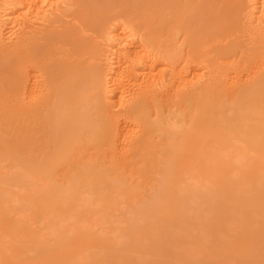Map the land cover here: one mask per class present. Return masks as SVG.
I'll list each match as a JSON object with an SVG mask.
<instances>
[{
  "label": "bare ground",
  "instance_id": "6f19581e",
  "mask_svg": "<svg viewBox=\"0 0 264 264\" xmlns=\"http://www.w3.org/2000/svg\"><path fill=\"white\" fill-rule=\"evenodd\" d=\"M70 1L62 17L57 0H0V264H172L128 259L159 256L145 241L166 233L173 252L201 251L195 264H264V27L243 28L245 0ZM117 17L143 38L112 27ZM96 35L118 45L105 68ZM119 165L147 186L160 176L159 204L138 209L155 232L144 223L99 246L70 224L45 238L83 203L109 217L115 182L100 171Z\"/></svg>",
  "mask_w": 264,
  "mask_h": 264
},
{
  "label": "rangeland",
  "instance_id": "374dc122",
  "mask_svg": "<svg viewBox=\"0 0 264 264\" xmlns=\"http://www.w3.org/2000/svg\"><path fill=\"white\" fill-rule=\"evenodd\" d=\"M66 0H62L61 2L63 3H65V5H64V3L62 4L61 2H60V0L58 1L57 0V2H59L60 3V6H59V3H57V2H55L56 4H54L53 3V5H52V7H51V11H53L52 13H51V11H50V9H49V6H48V13H49V11H50V13H51V16L53 15V14H55V15H57V16H62L61 15V13L63 14V12H64V16H65V14L67 13V11L69 12V11H71L72 9H74V4L73 3H71V1L70 0H67L66 2H65ZM68 1H70V2H68ZM247 0H245V4H244V7H243V11H242V13H243V15H242V21H244L243 22V25H245V26H243V28L245 29L246 28V30L250 27L249 25H254V26H252L251 25V27L248 29V30H250V31H253V30H255V28L257 27V28H261V26L262 27H264L263 25H264V18H263V16L264 15H262V14H260V13H262V12H260L259 13V11H261L260 9H262V5H263V1H261V5H255L251 0H248L247 2H246ZM250 1V2H249ZM263 2V3H262ZM71 3V4H70ZM254 4V6H255V8H253V5L252 4ZM55 5V6H54ZM74 5V6H73ZM251 5V6H250ZM54 6V7H53ZM57 6V7H56ZM257 6H259V7H257ZM261 6V7H260ZM61 8V10H60V8ZM63 7V8H62ZM249 7V8H248ZM250 7H251V10H250ZM53 8H56L55 10L53 9ZM247 8V9H246ZM258 8V9H257ZM260 8V9H259ZM255 11H254V10ZM257 9V10H256ZM57 10H58V12H57ZM67 10V11H66ZM248 10H249V12H248ZM253 10V11H252ZM259 10V11H258ZM61 11V12H60ZM66 11V12H65ZM252 11V12H251ZM56 12V13H55ZM248 12V13H247ZM250 12L251 13H253V14H250ZM256 12H258V13H256V15H258L259 16V18H260V20L261 21H259V18H258V16H256L255 15V13ZM58 13V14H57ZM246 13V14H245ZM248 14V15H247ZM260 14V15H259ZM54 15V16H55ZM250 15V16H249ZM253 16V17H252ZM254 16H255V19H253L254 18ZM63 17V16H62ZM245 17V18H244ZM251 17V19L252 20H250L249 18ZM257 17V18H256ZM69 18V20H70V17H68ZM68 18H67V20H68ZM117 18H120V20L119 19H117ZM117 18H115L114 19V21L111 23L112 24V27H114V25L116 26V27H114V28H116V30L119 28V24H121L122 26H124L125 27V25H126V27H125V29H124V27L122 28L123 29V31L125 30V34L126 35H130L132 38H136V37H138L139 35H140V38L142 39L143 38V32H144V30H143V28L142 27H140V26H137V25H135V24H133V23H131V21H129L128 19H122L121 17H117ZM248 18V19H247ZM247 19V20H246ZM117 20H119V21H117ZM125 20V21H124ZM128 20V22H126ZM256 20V21H255ZM115 21H117V22H115ZM248 21H250V23L248 22ZM245 22L247 23V24H245ZM252 22H256V23H252ZM260 22V23H259ZM113 23H115V24H113ZM116 23H118V24H116ZM258 23V25H256ZM263 23V24H262ZM121 25H120V28H121ZM255 25H256V27H255ZM261 25V26H260ZM127 26H128V29L129 30H131V31H129V30H127L126 28H127ZM130 26V27H129ZM247 26V27H246ZM260 26V27H259ZM256 28V29H257ZM253 29V30H252ZM143 30V31H142ZM112 31H115V29H113L112 28ZM130 32L131 34H133V35H131L130 33H127V32ZM240 34H241V32H240ZM243 34V33H242ZM242 34L240 35V36H242ZM244 35V34H243ZM99 35H96V37H98ZM104 38H103V37ZM238 37V39L240 40V39H242L241 40V42L244 40V38L243 37H245V36H242V37ZM96 37H94V42L97 44V47H98V49H99V51H98V57H99V61L101 62V64H103V66H102V68H105L106 66L104 65V62L105 63H107L108 64V62H110V61H112L113 59H111V60H108L107 58L111 55V54H113V53H115L116 51H114V50H117L116 49V47H115V49H114V46H118V45H115V41H113V40H111V39H109L108 40V38H107V36H105V35H100L98 38H99V41H100V44H98V38H96ZM101 37H102V39H101ZM97 39V40H96ZM102 41H101V40ZM103 39H104V41H103ZM106 39V40H105ZM137 40L139 39V37L138 38H136ZM103 42V43H102ZM114 42V43H113ZM117 44V43H116ZM99 45V46H98ZM112 45V46H111ZM112 47H113V50H112ZM102 50H101V49ZM102 51V53H101V51ZM113 51L112 53L110 52V51ZM104 52V53H103ZM106 52V53H105ZM101 53V54H100ZM109 53V54H108ZM103 54V55H102ZM101 55H102V57H101ZM105 55V56H104ZM108 57H107V56ZM114 55L115 54H113V56H111V57H114ZM110 58V57H109ZM104 59H106V60H104ZM107 60H108V62H107ZM105 66V67H104ZM104 70V69H103ZM115 109H117V106H116V108ZM120 167H118V166H116L115 168H112V169H114V170H110V169H107V168H104L103 170L101 169V173L103 174L102 176H106V177H108V179L111 181V182H113V184H114V182H115V184H114V186H113V184L110 182V184H108L109 182L107 181V184L108 185H111L112 184V189L113 190H111V186H109L110 187V189H109V187L107 188V190H109L108 192L110 193V197L109 198H111V200L109 199L108 200V203H107V209H110L111 210V214H109V217H108V213H107V211H105L106 209H103V211L102 210H99V208L97 207L101 202H98L99 204H97V206H96V208H97V210H95V211H97V212H100L101 213V215L102 214H104V216H106L107 215V219H105L104 217H102L100 214V216L97 214V216H95V211L93 210V212H91V214L93 215L94 214V216H92V218L90 219L89 218V216H88V213H89V215H90V210L92 211V208L94 207L93 205H96L95 203H96V201H95V203H86V204H92V206L90 205H87V207L85 206L86 204L85 203H83V205H84V207H82L83 205L82 204H80L81 205V209L79 208V207H77V205H78V203L80 202V201H77V199L75 198L74 199V201H72V203H73V205L74 206H76L80 211H79V215H77V218H75V216H73V215H68V216H70V218H71V216H73L72 218L74 219H70V220H68V216H67V218H66V221L64 222V221H61V223H58V224H56L57 226H55V227H52V228H50V226L48 225V226H46V227H44V229H43V232H44V234L46 235L45 236V238H53L56 234H58V233H60L61 231H63V230H68L69 229V227H71L70 226V224L72 225V227H79V228H83V230L84 231H86L87 233H89L92 237H89V239H87V235H84L83 236V238H85L86 237V240H89V241H93V240H95V242L98 244V241H99V243H101V241L100 240H105V242H106V240H107V242H109L111 239L110 238H115L116 237V239L118 240V241H126V240H130L132 237H133V235H134V233L136 232V227L139 225H142V224H144V223H146L147 225H149L150 224V226L148 227V226H146L147 228H150V229H152L154 232H155V230H156V226H158L159 224H158V221L156 220L157 218L155 217V215H153V214H147V215H145V214H140V212H139V208L141 207V205H143V203H144V201L145 200H151V206L152 207H154V206H157L158 204H159V202L157 201V200H153L152 199V196L155 194V192L158 190V188H159V186L157 185V183H158V177H160L158 174H152V173H148L147 174V177H146V179H144V180H146L147 181V183L149 184L150 183V181H149V179L151 180V186L150 185H148L147 186V184H145L144 182L145 181H142L141 179L142 178H139V176H137L136 175V177L134 178V180H132L131 178H133L134 177V175H132L131 176V174L132 173H130V172H128L129 171V169H126V167H125V165H123V167H122V170H121V165H119ZM125 167V170H126V172H125V170L123 169ZM117 169V170H116ZM120 169V170H119ZM124 170V171H123ZM128 170V171H127ZM112 171V173H110ZM123 172L124 173H126V174H123ZM129 173V174H128ZM112 174V175H111ZM113 174H114V176H113ZM127 174H128V176H127ZM117 176V177H116ZM127 176V177H126ZM131 176V177H130ZM137 178H139L140 179V182H139V180L137 179ZM149 178V179H148ZM157 178V179H156ZM106 180H108L107 178H105ZM116 179V180H115ZM125 179V180H124ZM123 180V181H122ZM133 182H132V181ZM135 180H138V182H136ZM152 180H154V181H152ZM54 181V180H53ZM149 181V182H148ZM54 182H58V180L56 179ZM142 182H143V184H142ZM107 185V186H108ZM153 185V186H152ZM114 187H116L117 188V191H116V189H115V191H114ZM151 187L153 188V189H151ZM119 188V189H118ZM135 190H133V189ZM124 189V190H123ZM146 189H148V191L146 190ZM15 190V192L17 193V190L18 189H14ZM111 190V191H110ZM119 190V191H118ZM122 191V194H120V192ZM133 190V193H131V191ZM136 190H138V191H136ZM150 190V191H149ZM152 190V191H151ZM124 191V192H123ZM127 191V192H126ZM135 192H137V193H135ZM140 194H139V193ZM113 193H115L114 195H113ZM131 194V195H133L134 196V199L132 200V198H133V196H131V195H129V197H126L128 194ZM135 193V194H134ZM89 195V193H86L85 195H83V196H85L86 198L88 197V195ZM117 194H119V196L121 195L123 198L121 199ZM124 194H125V196H124ZM139 194V195H138ZM90 195H91V197H88L87 199H92L94 196L92 195V193H90ZM89 195V196H90ZM112 195V196H111ZM117 195V196H116ZM131 196V197H130ZM136 196V197H135ZM141 196H143V197H141ZM116 198H117V200H116ZM137 198V199H136ZM115 201H114V200ZM141 199V200H140ZM76 200V201H75ZM112 201H113V203H112ZM78 202V203H77ZM82 202H84V201H82ZM157 202V203H156ZM75 203V204H74ZM81 203V202H80ZM117 203V204H116ZM77 204V205H76ZM110 204H112L113 206H110ZM155 204V205H154ZM100 205H102V203L100 204ZM115 205H119L118 207H116ZM86 207V208H85ZM110 207V208H109ZM111 207H113L112 209H111ZM83 208V209H82ZM93 209H95V208H93ZM85 211V213L83 212V211ZM110 210H108L109 211V213H110ZM132 211V212H131ZM136 211H138V213H139V216H137V212ZM81 212H83L82 214H81ZM115 212V213H114ZM124 213V214H123ZM131 213L133 214L132 216H131ZM135 213V214H134ZM85 216H87L88 218H89V220H91V223H90V221L87 219V217H84V218H86L87 220H85V219H83V216L84 215ZM135 215V216H134ZM143 215V216H142ZM91 216V215H90ZM99 216V217H98ZM141 216V217H140ZM95 217H97V219H99V220H97V219H94ZM111 217V221L110 220H108L109 218ZM80 218V219H79ZM81 218L83 219V224H82V222H80V221H82L81 220ZM100 218H102V220L100 219ZM135 218V219H134ZM144 218V219H143ZM146 218V219H145ZM78 219V221H75V220H77ZM103 219H105L106 220V222H108V221H110L111 223H113V221H115L114 223V225H116V226H112L110 223H106V224H110L111 226H112V229H109V227H107V226H105L104 225V227H106V228H108L107 230L109 231V232H107V230H104L105 228L101 225V222L103 221ZM113 219V220H112ZM132 219H133V221H132ZM139 221H138V220ZM68 220V221H67ZM98 222H97V221ZM108 220V221H107ZM148 220V221H147ZM155 220V221H154ZM72 221H73V223L75 224V226H74V224L72 223ZM85 221V222H84ZM94 221V222H93ZM101 221V222H100ZM142 221V222H141ZM78 222H80V223H78ZM87 222V223H86ZM92 222L94 223V228L96 229H94V228H91V226H92ZM97 224H99V225H97ZM64 223V224H63ZM76 223H78V224H76ZM61 224V225H60ZM87 224H90V225H87ZM55 225V224H54ZM58 225H60V226H58ZM83 225V226H82ZM97 225V226H96ZM109 225V226H110ZM85 226H86V229H85ZM100 226V227H99ZM111 226H110V228H111ZM47 227H49L50 229L48 230V228ZM93 227V226H92ZM99 227V228H98ZM102 227V228H101ZM88 228V229H87ZM98 228V229H97ZM104 228V229H103ZM46 229V230H45ZM52 229V230H51ZM74 229V228H73ZM45 230V231H44ZM51 230V232L49 233V231ZM91 230H93V231H91ZM111 231V232H110ZM52 233V234H51ZM99 233V234H98ZM112 233H114V234H112ZM111 235V237H109ZM115 235H117V236H115ZM156 234L154 233L153 234V236H155ZM105 236V237H104ZM161 237V238H160ZM158 236V237H151L150 238V240H147V241H145V244L146 245H150V246H155V245H158V247H157V249H155L158 253H157V255L159 254V256H156V257H154V256H149V257H147V256H145V258L143 257H139L137 254L135 255L134 253H133V255H135V256H133V255H131L130 256V258H128V259H135V260H137L138 258H140V260L139 261H145V259H146V261H151V260H153V259H157L158 261H161V262H171V260H172V264H195L196 263V261L197 260H200V259H202L201 257H202V254H201V251L199 252V251H196V250H194L195 252H192V254H190L191 252H189V251H187V254H186V252L184 253V254H182V253H180V254H178V252H173L172 250L173 249H169L168 248V245H171V241L169 240V238H171V237H169V234H163L162 236ZM168 237V239H166ZM187 237H188V235H187V233L186 232H180L179 234H178V236H177V238H178V241L176 242V245H183V244H185V240H187ZM91 238H94V239H92L91 240ZM156 238V239H155ZM159 238L162 240H160L162 243H160L159 242ZM152 239V240H151ZM85 240V242H87ZM148 241H152V242H148ZM94 242V243H95ZM147 242H148V244H147ZM154 242V243H153ZM93 243V245L92 244H90V242L88 243L87 242V245H89V247H91V248H93V249H91V250H94V251H97L98 250V247L100 246L99 244V246L96 244H94ZM105 245V244H104ZM96 247V248H95ZM95 248V249H94ZM29 253H33V252H29ZM198 255H197V254ZM201 256H200V255ZM30 255H33V254H30ZM189 255V256H188ZM198 256V257H197ZM148 259H147V258ZM158 257V258H157ZM218 257H219V254H218ZM166 258V259H165ZM143 259V260H142ZM177 261H176V260ZM193 259V260H192ZM215 259V262L217 263V264H225L224 263V261L223 260H220L219 258H217V256L216 257H214L212 260H214ZM217 259V260H216ZM174 260H175V262H174ZM179 261V262H178ZM193 261V262H192ZM174 262V263H173ZM227 264V263H226ZM234 264V263H233ZM241 264H250V263H241Z\"/></svg>",
  "mask_w": 264,
  "mask_h": 264
}]
</instances>
